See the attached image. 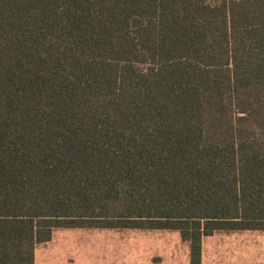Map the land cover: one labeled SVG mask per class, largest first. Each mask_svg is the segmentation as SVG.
<instances>
[{"label": "trees", "instance_id": "1", "mask_svg": "<svg viewBox=\"0 0 264 264\" xmlns=\"http://www.w3.org/2000/svg\"><path fill=\"white\" fill-rule=\"evenodd\" d=\"M62 227L264 230V0H0V264Z\"/></svg>", "mask_w": 264, "mask_h": 264}, {"label": "rangeland", "instance_id": "2", "mask_svg": "<svg viewBox=\"0 0 264 264\" xmlns=\"http://www.w3.org/2000/svg\"><path fill=\"white\" fill-rule=\"evenodd\" d=\"M52 249L59 264H189V243L178 230L138 228H56ZM232 231H216L203 237L201 264H264L257 254L239 245ZM50 249V248H49ZM44 246H37V264L44 259ZM50 251V256H53ZM259 255H262L259 258Z\"/></svg>", "mask_w": 264, "mask_h": 264}, {"label": "crops", "instance_id": "3", "mask_svg": "<svg viewBox=\"0 0 264 264\" xmlns=\"http://www.w3.org/2000/svg\"><path fill=\"white\" fill-rule=\"evenodd\" d=\"M216 232V231H215ZM213 232V233H215ZM233 232V236L235 237L234 239H237L238 241H242L240 242V244H235L234 246L239 245L244 251H246V248H248L249 251L251 252H256L257 254L260 253H264V230H235L232 231ZM53 233V231H52ZM212 233V234H213ZM207 235V236H211ZM53 234H51V238L48 241L45 242H41L38 243L37 245H35L34 248V253H33V258H34V262L33 264H37V256L35 257V250L37 246H44V259H49V258H54L55 254H57V252L52 251L54 247L53 245ZM206 237V236H204ZM203 240V239H202ZM50 248V249H49ZM201 250H202V246H201ZM50 251L53 253V256H50ZM202 252V251H201ZM262 255H259V258H261ZM261 261L258 260L257 264H260ZM50 264H59L58 262H56L55 258H54V262L50 263Z\"/></svg>", "mask_w": 264, "mask_h": 264}]
</instances>
